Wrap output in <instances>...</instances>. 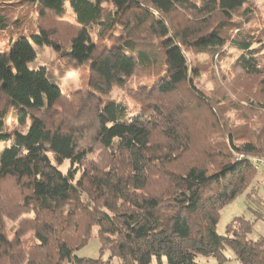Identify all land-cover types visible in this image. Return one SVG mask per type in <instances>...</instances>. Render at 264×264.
Segmentation results:
<instances>
[{
	"label": "trees",
	"instance_id": "trees-1",
	"mask_svg": "<svg viewBox=\"0 0 264 264\" xmlns=\"http://www.w3.org/2000/svg\"><path fill=\"white\" fill-rule=\"evenodd\" d=\"M13 1L0 0V36L15 37L0 52V141H10L0 153V185L11 180L21 197L16 215L0 203V264H200L199 256L227 264L226 248L239 264H264V237L250 238L254 223L237 217L226 236L217 232L221 211L264 175L252 161L264 158V38L248 25L247 1ZM9 4L35 5V25L11 19ZM228 47L241 53L244 74L261 77L262 99H251L237 125L224 119L225 104L216 109L196 87L184 53L218 60ZM44 48L61 70L35 65ZM81 66L88 89L65 95L62 78ZM155 69L144 104L150 88L134 90L130 79ZM114 88L143 109L131 114L126 101L109 97ZM181 92L199 112L171 104ZM9 117L27 131L8 132ZM201 130L209 133L199 144ZM96 145L107 162L89 170ZM74 166L83 169L78 180ZM5 216L29 217L11 235ZM92 238L100 256L80 258Z\"/></svg>",
	"mask_w": 264,
	"mask_h": 264
},
{
	"label": "rangeland",
	"instance_id": "rangeland-1",
	"mask_svg": "<svg viewBox=\"0 0 264 264\" xmlns=\"http://www.w3.org/2000/svg\"><path fill=\"white\" fill-rule=\"evenodd\" d=\"M19 0H14L13 3H17ZM200 0H196L199 2ZM246 7L249 8L253 14L251 17V23H249V27L252 32L257 35V37L264 38V0H246ZM201 2V1H200ZM111 7L110 5H108ZM2 7V6H0ZM8 9L13 10V14L10 13L11 19L20 18L22 24L24 26H28V23L32 22L35 25L37 20L36 15V7L35 5H7ZM23 7V8H22ZM21 9V12L18 11ZM11 31V30H10ZM29 33V32H28ZM15 37H11L9 33H6L3 36H0V52L7 51L10 46V42ZM11 39V40H10ZM188 60V65L190 69L196 70L198 76L193 77L194 83L196 87L205 93L210 101L216 109L220 107V104H225L222 107L223 112L225 114L224 119H226L229 123L240 124L244 120L246 121V115L249 112H246V108L249 105L251 99L254 101H260L262 99L260 95H258V83L261 77H255L251 75L244 74L237 66L236 60L240 56V52L234 48H229L227 50V55L222 59L213 60L211 56L199 53L196 50L186 49L185 52ZM260 54L264 55V47L260 50ZM56 57V55L49 50L48 48H44L39 52L38 60L35 62V65H48L49 68L59 65V69L61 70L64 67V63H55L52 62ZM88 67H71L69 69V73L62 78L61 87L62 91L65 95H70L71 93L77 90H87L89 81V71ZM262 68L264 75V58L262 59ZM53 68L52 71H54ZM156 72L157 69L153 71L151 74L145 75H137L134 76L131 80V85L134 90H139L142 86H148L150 88V93L144 99V104L151 102L153 90H154V78L157 77ZM153 75V77H152ZM143 91V90H142ZM141 91V92H142ZM110 98L126 101L130 107L131 114L139 113L144 107V105L137 103L133 100L127 91L120 88H114L112 93L109 95ZM175 97V102L171 103V101ZM170 96L164 97L161 99H157V101H166L171 104L178 103L182 106H189V108L196 110L199 112L198 103H195L191 97L187 94L181 92V96ZM137 98L139 96L137 94ZM177 98V100H176ZM164 103V102H163ZM162 103V104H163ZM240 104V107H238ZM170 105V104H169ZM189 109V111H190ZM203 111V108H201ZM12 113V111H11ZM194 115V114H193ZM201 115V114H200ZM191 116V115H190ZM206 118V115H202ZM13 117H9L7 120V130L8 132H14L15 130H20L21 132H26V126H18ZM199 125L204 126V123H198ZM209 133V132H208ZM208 133L205 134L202 130L199 132L200 141L203 137H208ZM216 137H218V133H214ZM222 136H225L222 134ZM10 141H0V153L4 150ZM197 144V143H196ZM195 144V147H196ZM107 153L98 145L95 146L94 154L90 155L89 170L91 169V165L94 163L98 164V166L102 167L107 162ZM74 169L77 171V180L80 178L83 169L80 170V167L74 166ZM71 169L70 162L66 161L61 167L60 170L63 173H67L68 170ZM248 190L243 194L239 195L234 201L230 202L219 214L220 220L217 225V232L222 236H226V231L228 225L237 217H243L246 220L254 223V230L250 234V238L253 240H258V238L264 237V175L259 174L257 179L247 188ZM21 197L18 188H15L13 182L11 180H5L0 185V203L7 207V210H10L12 215H16L19 211L18 206H14L13 202H18V199ZM29 216H22L18 220L20 223L24 218H28ZM31 217V215H30ZM6 230L9 234L13 235L14 229L18 222L12 221L7 216L4 217ZM27 235L25 238H28ZM226 257L228 258L227 264H239V262L235 258V254L232 252L230 248H226L225 251ZM77 255L80 258H97L100 256V246L97 238H92L86 247L77 252ZM109 253H106L104 259H108ZM200 264H217V260L213 257H205L199 256L197 259ZM112 264H120L119 260L115 258L112 261Z\"/></svg>",
	"mask_w": 264,
	"mask_h": 264
},
{
	"label": "built area",
	"instance_id": "built-area-1",
	"mask_svg": "<svg viewBox=\"0 0 264 264\" xmlns=\"http://www.w3.org/2000/svg\"><path fill=\"white\" fill-rule=\"evenodd\" d=\"M243 156L239 157V159H242ZM253 164H255L258 168L264 169V158H252Z\"/></svg>",
	"mask_w": 264,
	"mask_h": 264
}]
</instances>
